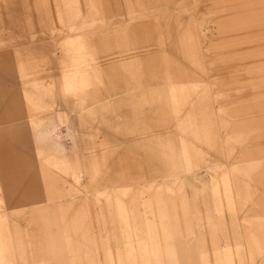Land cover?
<instances>
[{"label":"rangeland","instance_id":"rangeland-1","mask_svg":"<svg viewBox=\"0 0 264 264\" xmlns=\"http://www.w3.org/2000/svg\"><path fill=\"white\" fill-rule=\"evenodd\" d=\"M264 264V0H0V264Z\"/></svg>","mask_w":264,"mask_h":264},{"label":"crops","instance_id":"crops-1","mask_svg":"<svg viewBox=\"0 0 264 264\" xmlns=\"http://www.w3.org/2000/svg\"><path fill=\"white\" fill-rule=\"evenodd\" d=\"M136 259H138V261ZM134 260H136V261H134ZM132 261H134L132 264H146L147 263L146 260L144 259V257H142V255H140V258H139V256H135L132 259Z\"/></svg>","mask_w":264,"mask_h":264}]
</instances>
